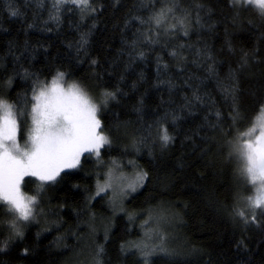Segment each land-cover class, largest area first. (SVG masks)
Returning a JSON list of instances; mask_svg holds the SVG:
<instances>
[{"label": "trees", "instance_id": "1", "mask_svg": "<svg viewBox=\"0 0 264 264\" xmlns=\"http://www.w3.org/2000/svg\"><path fill=\"white\" fill-rule=\"evenodd\" d=\"M59 73L99 104L110 143L55 181H26L36 204L21 236L0 202V264H77L97 248L101 264H264V208L249 205L254 185L236 148L264 108V15L255 6L0 0V100L13 106L21 142L36 88ZM114 161L145 175L120 214L106 196L92 200ZM160 212L167 251L144 260L132 245Z\"/></svg>", "mask_w": 264, "mask_h": 264}, {"label": "snow or ice", "instance_id": "2", "mask_svg": "<svg viewBox=\"0 0 264 264\" xmlns=\"http://www.w3.org/2000/svg\"><path fill=\"white\" fill-rule=\"evenodd\" d=\"M87 7L89 0H57ZM239 3L240 0H233ZM264 12V0H244ZM84 10V9H82ZM13 16L16 12L11 13ZM164 17L162 11L155 17L157 25ZM95 63V61H93ZM64 74L59 73L50 86L39 87L32 99V127L26 143H20V125L13 106L0 100V202L9 206L14 220L9 227L20 235L17 221L33 218L34 196H25L21 185L25 177H35L43 183L55 181L65 170L79 166L85 153L100 155V149L110 143L99 132L101 121L98 108L76 84L65 88L60 82ZM114 98V93H106ZM258 131V134L257 133ZM244 140L237 146L244 162L243 174L249 182L257 185L255 195L249 198L253 209L264 208V108L254 121V127L243 133ZM162 141L166 145L171 137L163 131ZM145 176L138 177L142 182ZM107 186L98 190L104 192ZM243 216V213H240Z\"/></svg>", "mask_w": 264, "mask_h": 264}, {"label": "rangeland", "instance_id": "3", "mask_svg": "<svg viewBox=\"0 0 264 264\" xmlns=\"http://www.w3.org/2000/svg\"><path fill=\"white\" fill-rule=\"evenodd\" d=\"M240 1H244V0H240ZM60 83L65 88H67L68 86H70L72 84H75L73 82H70L66 77H64V79ZM50 84H51V81L44 83V84H40L36 88L35 92H37L39 90V87L50 86ZM87 97L90 99V101L93 104H95L97 106V108H98L97 118L99 119V107H100L99 104L97 102H95L94 100H92L88 95H87ZM31 127H32V122H31V126L29 128V131H30ZM253 127H254V125H253ZM258 131L259 130H257L256 134H258ZM99 132L101 133V128L99 129ZM19 139H20V137H19ZM245 139H247V138L243 137L241 144L244 142ZM26 141H27V139H26ZM26 141L25 142L20 141L21 146H23L26 143ZM237 146H238V143L236 145V148H237ZM237 152H238V150H237ZM238 154H239V152H238ZM86 155H92V157H98L95 154H89V153H85L82 157H84ZM82 157H81V159H82ZM239 157H240V155H239ZM240 160H242V159L240 158ZM242 162H243V160H242ZM242 164H243L242 166L244 168V162ZM68 170H72V169H68ZM141 175L145 176L144 173L142 172V170L139 169L137 164H135L133 162H127L123 165L118 163V162H115V161L110 163V165L107 167V169L105 171L103 178L99 179V181L97 182L92 200H95L100 196H106L110 210L115 214L123 213L125 210V204L127 202V199L132 194L139 191L145 182V178L143 179L142 182L138 181V177ZM28 179H31L34 182L35 186H37L41 181H39L35 177H25L24 181L22 182V185H21L22 193L25 196H33L31 193L27 192L25 189L26 181ZM50 182H52V181H50ZM101 186H107V187H106L104 192H100L98 195L97 193H98L99 187H101ZM256 187H257V185H254V192H253L251 197H253L255 195ZM4 205H6V204H4ZM6 207L9 210V206L6 205ZM33 207H34V213L33 214H35V205ZM9 214H10V216H9L10 221L7 224L9 232L11 233V235L13 237L14 236H21V235H16L13 232V230L9 227V224L14 220V214L10 211H9ZM163 215L164 214L162 212H160L159 215L154 218V221H152L151 225L149 223L145 224L144 225L145 229L142 233L143 237L139 241L133 243V245H132V250L136 253H139L142 256L141 258H143L144 260H146L148 257H152V255L156 256V255L165 254L167 251V248H166L167 235L165 234L166 230L163 228V227H165L164 226L165 224L162 223V221H163L162 218L164 217ZM33 219L34 218H31L28 221H22V220L17 221L20 232L22 231L23 227H25L26 225H30V223ZM154 226L159 228V230L158 229L156 230V228ZM96 227H97L96 228L97 230H102L103 228H105V226L102 225L100 222L96 225ZM97 250H99V249L97 248ZM97 250H96V254L98 253ZM85 252H86V250H83V253H85ZM87 254L88 255L83 259H81V257H80L77 264H101L98 255L92 254L91 251L87 252Z\"/></svg>", "mask_w": 264, "mask_h": 264}, {"label": "clouds", "instance_id": "4", "mask_svg": "<svg viewBox=\"0 0 264 264\" xmlns=\"http://www.w3.org/2000/svg\"><path fill=\"white\" fill-rule=\"evenodd\" d=\"M253 6H255V5H253ZM255 8H256V10H257L261 15H264V12H262V10H261L260 8H258V7H256V6H255Z\"/></svg>", "mask_w": 264, "mask_h": 264}]
</instances>
